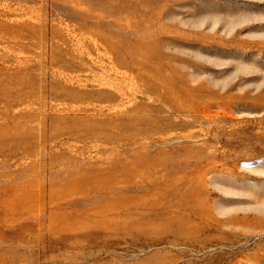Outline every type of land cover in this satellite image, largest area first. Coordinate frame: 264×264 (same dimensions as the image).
Listing matches in <instances>:
<instances>
[{
	"label": "rangeland",
	"instance_id": "374dc122",
	"mask_svg": "<svg viewBox=\"0 0 264 264\" xmlns=\"http://www.w3.org/2000/svg\"><path fill=\"white\" fill-rule=\"evenodd\" d=\"M0 264H264V0H0Z\"/></svg>",
	"mask_w": 264,
	"mask_h": 264
}]
</instances>
